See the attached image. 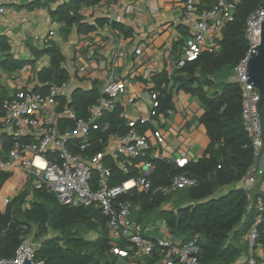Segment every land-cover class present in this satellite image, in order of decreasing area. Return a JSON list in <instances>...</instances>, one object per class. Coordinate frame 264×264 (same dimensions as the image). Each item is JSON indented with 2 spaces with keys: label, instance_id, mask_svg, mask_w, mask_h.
<instances>
[{
  "label": "trees",
  "instance_id": "obj_1",
  "mask_svg": "<svg viewBox=\"0 0 264 264\" xmlns=\"http://www.w3.org/2000/svg\"><path fill=\"white\" fill-rule=\"evenodd\" d=\"M58 0H32L23 6L28 9L47 7L49 3ZM101 0H62L50 15L63 21L65 25L76 23L80 31L87 32L95 25L82 23L79 9L82 6H92ZM213 0H200L199 7L205 8ZM6 6V4L3 3ZM258 6H264V0H239L236 12L231 21L224 26L219 51H203L194 60L175 70L169 76L162 70L152 77L153 90L161 101L166 93L168 83L173 80L179 90L195 96L204 111L199 118L210 140L205 152L195 160H189L183 168L188 175L197 179L195 186L181 191L187 197L188 204L177 206L175 209L166 208L169 195L152 194L150 191L132 189L122 194L120 199H129L138 208L133 210V217L137 224L145 226L154 220H164L169 231L180 237L183 242L195 240L196 255L201 264H222L234 261L242 248L234 245L230 235L234 237L247 235L252 225L259 230L257 242L264 245V213L262 220H258V211L251 202L249 193L240 187H232L246 174L255 161L252 142L243 129L241 117V90L228 75L235 64L246 54L248 42L244 37V25L248 14ZM199 8V9H202ZM107 23L113 30L121 31L128 36L130 30L114 20L96 19V24ZM10 46L7 37L0 35V69H22L29 60H15L10 57ZM35 55L48 54L50 61L37 73L40 83L48 82L43 88L35 87V91H44L50 83H60L68 78V73L62 67L63 56L55 46H48L34 51ZM179 58V57H178ZM176 58V60L178 59ZM175 60V61H176ZM99 96L97 88L90 90L77 89L71 94L69 106L76 114L85 117L88 106ZM5 94L0 90L1 105ZM264 111V101L261 103ZM101 126L104 129L90 132V144L87 153H95L105 145L108 134L126 132L128 124L116 107L105 115ZM71 124V121H67ZM148 123H137L136 128H148ZM102 139V142L99 141ZM10 139H5L3 151L10 145ZM153 165L148 175L152 186L167 184L170 177L182 170L175 167L164 158H148ZM143 159H134L131 171L125 175L107 159L110 168V185L138 175ZM91 183L95 187L96 171L91 172ZM264 180V171L260 176ZM224 186H231L228 190L216 194ZM34 199L28 207H22L26 192L15 197L4 211L0 212V260L11 259L24 234L34 227V239L38 246L32 260L40 264H114L111 252V236L106 217L98 208L91 206H73L61 204L56 196L45 188L33 189ZM48 229L58 231V234L42 238ZM95 232L97 237L87 239L86 232ZM157 254V253H155ZM154 258L148 259L151 264Z\"/></svg>",
  "mask_w": 264,
  "mask_h": 264
},
{
  "label": "built area",
  "instance_id": "obj_2",
  "mask_svg": "<svg viewBox=\"0 0 264 264\" xmlns=\"http://www.w3.org/2000/svg\"><path fill=\"white\" fill-rule=\"evenodd\" d=\"M2 1L0 0V14L6 11ZM238 1L213 0L207 7L199 9L194 0H184L183 15L190 24L191 39L174 65L181 67L186 61L194 60L203 51H214L217 41L221 39L224 26L234 17ZM127 9L129 10L130 7ZM262 19H264V6H258L248 14L244 25V37L249 47L246 54L235 64L231 79L241 90L243 129L251 139L255 159L262 145L257 110L260 95L258 90L246 80L247 61L252 47L259 44ZM52 34L53 32L49 31L47 36L42 37V43L46 44ZM24 69L25 67L22 68ZM125 91L126 82L117 79L111 71L105 78L100 96L88 106L85 117L78 116L72 107L65 105L63 112L68 114V119L71 121V126L66 128H59L57 121L54 120V115L60 113L57 111L58 98L67 92L66 81L50 83L46 93L29 88L16 91L1 105L0 123L8 130L12 141L8 150L9 159L0 160V169L19 165L26 179L27 177L33 179L34 188H45L54 194L61 204L98 208L107 219L112 242L111 251L118 256H128V248H130L138 256L147 257L160 252L159 257L151 264H201L196 255L198 248L195 240L173 243L168 237L152 239L142 234L130 216L134 204L129 199L119 198L132 189L171 195L195 186L197 179L189 176L183 169L189 161L185 151L180 152L174 160L175 167L182 170L173 174L167 184L157 186H152L148 179L153 169L150 161L142 163L137 176L118 185H110V168L102 163L106 157L105 146L102 150L87 155L90 132L102 129L101 118L106 112L116 108L119 98ZM151 100L150 114L137 119H127L128 130L116 137V144L108 153L115 167L125 175L130 173L132 161L145 159L150 149L147 136L136 128V124L149 123L151 117L157 114L161 101L156 92H151ZM151 134L158 143L164 140L160 129H153ZM99 141L102 142V139ZM70 146H73L77 152H72ZM254 168L255 161L240 180L239 187L247 192L263 174L264 152L260 156L255 177H248ZM93 169L96 171L95 187L91 183ZM25 183L26 181L24 185L27 184ZM0 201L5 207L10 199L0 195ZM253 203L258 211L257 219L260 221L264 213V188L255 196ZM262 233L264 234V229ZM258 236L259 230L254 224L247 234L252 247ZM37 246L38 243L31 232L24 234L14 256L0 262L21 264L24 256L32 260ZM250 262L254 261L251 259ZM33 264L40 263L33 262Z\"/></svg>",
  "mask_w": 264,
  "mask_h": 264
},
{
  "label": "crops",
  "instance_id": "obj_3",
  "mask_svg": "<svg viewBox=\"0 0 264 264\" xmlns=\"http://www.w3.org/2000/svg\"><path fill=\"white\" fill-rule=\"evenodd\" d=\"M30 1L32 0L2 1V5L6 4V6L3 5L6 11L0 14V35L7 37L10 57L15 60H29L24 70L21 68L0 69V90L5 94L4 100L20 89L29 88L35 91V87L43 88L49 84L48 82L40 83L37 73L43 66L49 64L50 56L35 55L34 51L53 45L62 54L61 65L68 73V78L65 80L67 92L58 98V112L64 113L65 105H69L71 94L77 89L87 91L97 88L100 96L105 78L113 71L117 79L126 82V91L119 98L116 107L121 109V114L126 121L129 118L137 119L150 114L151 92H156L153 90V75L166 70L168 75L172 76L179 68L174 65L176 58L181 55L183 48L191 39L190 24L183 15L184 0H101L92 6H82L79 9L80 22L96 26L87 32L80 31L76 23L65 25L63 21L50 15V11L54 10L62 0L51 2L47 7L28 9L23 6ZM194 2L197 8H202L199 7L200 0H194ZM128 7H130L129 10ZM98 18L117 21L130 30V34L126 36L121 31L113 30L107 23L98 25L96 24ZM49 31L53 34L48 37V42L43 44L41 38L47 36ZM218 41L214 51L220 50ZM232 75L233 69L227 79L231 80ZM47 91L48 88L41 93ZM169 105L170 108H165L162 112L160 106L157 114L151 117L148 128L140 130L144 132L150 143V149L143 162L148 161V158L158 157L174 165L175 158L182 151L187 153L189 160H195L209 145L210 140L206 130L199 121L204 111L199 100L179 90L173 82ZM108 113L106 112L101 120L104 121ZM66 120L69 121L68 117L58 118V127L71 126ZM107 126V123H104L102 129ZM153 129L162 131L164 140L161 143L152 136ZM124 133L113 132L107 135L104 145L106 157L102 160L105 166L108 167L107 159L112 162L108 153L114 148L116 137ZM7 138L10 139V148L12 137L0 123V160L9 159V148L3 151V144ZM70 149L72 152H77L73 146H70ZM90 154L87 153V155ZM0 172L5 173L0 174V195L10 199L7 206L15 197L26 192L22 207H28L29 202L34 199L33 179L28 177L26 179L19 165L0 169ZM240 184L239 181L233 187H239ZM229 188L230 186H224L220 191L224 192ZM263 188L264 180L259 176L252 187L253 193L249 194L252 203ZM174 195L175 193L169 195L168 202ZM7 206L4 207L0 201V212ZM136 208L138 206L133 207L130 216L142 234L152 239L168 237L173 243L183 242L180 237L170 233L164 220H154L145 226L137 224L133 217V210ZM30 232L34 236L36 227ZM86 233L91 234L90 237H86L87 239L97 237L95 232ZM57 234L58 231L48 229L41 237L49 238ZM232 234L229 240L242 248L240 255L232 261L233 263L264 264L262 243L257 242L252 247L247 235L234 237ZM159 253L147 257L138 256L128 248V256L121 257L115 254L111 257L115 260L114 264H144L148 259L155 260L159 257ZM251 259L253 263L250 262Z\"/></svg>",
  "mask_w": 264,
  "mask_h": 264
},
{
  "label": "water",
  "instance_id": "obj_4",
  "mask_svg": "<svg viewBox=\"0 0 264 264\" xmlns=\"http://www.w3.org/2000/svg\"><path fill=\"white\" fill-rule=\"evenodd\" d=\"M248 83L252 84L259 92L260 98L257 102V110H258V120H259V129L261 135L262 145L255 159V168L249 174L248 177L254 176L258 168L260 156L264 152V111L261 108V103L264 100V19H262L260 23V37L259 44L255 47H252V51L249 54V58L247 61V80ZM173 87V81L168 83L166 88V93L162 97L161 100V112L165 108H170L169 100L171 97V89ZM60 117H68L67 113H56L54 115V120L57 121ZM0 174H5L0 172ZM0 264H14V263H3ZM21 264H33L32 260L26 256ZM147 264V263H144Z\"/></svg>",
  "mask_w": 264,
  "mask_h": 264
},
{
  "label": "rangeland",
  "instance_id": "obj_5",
  "mask_svg": "<svg viewBox=\"0 0 264 264\" xmlns=\"http://www.w3.org/2000/svg\"><path fill=\"white\" fill-rule=\"evenodd\" d=\"M23 1V0H21ZM260 183V181H259ZM231 187V186H230ZM233 187V186H232ZM222 190V189H221ZM221 191L218 190L216 192V194H220ZM253 193V190L251 189L249 191V194H252ZM30 199H32V197H30ZM188 200H187V197L184 195V193H181V191H177L173 197V199L171 201H169L168 203L164 204V207L166 208H171V209H175L177 206H181V205H184V204H188ZM85 237H90L91 234L90 233H85L84 234Z\"/></svg>",
  "mask_w": 264,
  "mask_h": 264
}]
</instances>
